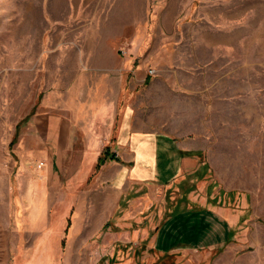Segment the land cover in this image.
<instances>
[{
	"label": "rangeland",
	"instance_id": "374dc122",
	"mask_svg": "<svg viewBox=\"0 0 264 264\" xmlns=\"http://www.w3.org/2000/svg\"><path fill=\"white\" fill-rule=\"evenodd\" d=\"M107 36L134 92L96 83ZM127 105L137 131L199 134L188 173L99 180ZM0 262L264 264V0H0Z\"/></svg>",
	"mask_w": 264,
	"mask_h": 264
},
{
	"label": "crops",
	"instance_id": "0c3cea01",
	"mask_svg": "<svg viewBox=\"0 0 264 264\" xmlns=\"http://www.w3.org/2000/svg\"><path fill=\"white\" fill-rule=\"evenodd\" d=\"M111 37H104L101 45L97 44L96 50L102 51V54L95 61L96 67L100 71L95 76L96 83H102L103 87L110 82H117L121 85L127 79L126 82L128 84L131 83L133 86L132 92H134L135 80L129 82V78L125 76V72L129 73L130 67H132L131 59L127 58V60H124L118 58V56H112L111 60L107 58L108 54L105 52L109 44L107 42L114 40ZM133 41L134 37H132L130 42L126 41L127 43L124 44L131 46ZM104 90L105 92L101 93V98L112 99L113 101L119 98V89L116 94L112 93V95L109 94L108 87ZM132 92L130 90L126 93L125 91L121 93H125L130 97ZM103 104L108 105L105 102ZM132 111L130 105H127L122 111V121L119 124L116 142L113 145L114 149L111 150L118 162L108 161L107 165L111 166L112 171H107L104 165V170L97 174L99 180L110 181L117 187H120L121 184L132 186L136 183L149 181L166 185L188 173L187 168L193 164L196 157L194 155L201 152L199 134H191V138L188 139L186 138L188 135L176 137L171 133H152L150 128L137 131L135 122L132 120ZM99 150H96L94 155L99 154ZM45 177L44 175L42 178L45 179ZM15 180V202L16 208L19 210V172ZM36 185L37 187L33 189L35 197L32 198L31 205L33 209L39 210L42 205L40 199L43 192L41 186ZM203 215L201 217L205 218ZM184 222V219H176L173 220L171 226L177 228L179 225L184 228ZM197 223H200V221ZM203 223L206 228L211 227L208 219L205 218ZM194 226L195 224H191V227ZM198 226L200 227V224ZM0 264L2 263L0 262Z\"/></svg>",
	"mask_w": 264,
	"mask_h": 264
},
{
	"label": "trees",
	"instance_id": "16d2710c",
	"mask_svg": "<svg viewBox=\"0 0 264 264\" xmlns=\"http://www.w3.org/2000/svg\"><path fill=\"white\" fill-rule=\"evenodd\" d=\"M103 155H104L103 157H101V158L98 159V163H99V164H103V163L105 162V160L107 159L106 156L109 155L107 149H104V150H103ZM111 159H115V158H114V155H112Z\"/></svg>",
	"mask_w": 264,
	"mask_h": 264
},
{
	"label": "built area",
	"instance_id": "2783aa9c",
	"mask_svg": "<svg viewBox=\"0 0 264 264\" xmlns=\"http://www.w3.org/2000/svg\"><path fill=\"white\" fill-rule=\"evenodd\" d=\"M40 166H42V164H41ZM40 166H39V167H40Z\"/></svg>",
	"mask_w": 264,
	"mask_h": 264
}]
</instances>
